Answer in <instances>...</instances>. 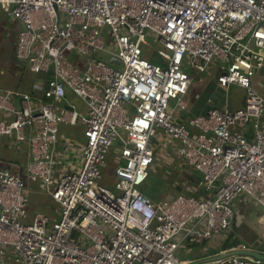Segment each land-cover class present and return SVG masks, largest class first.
Masks as SVG:
<instances>
[{
    "label": "built area",
    "instance_id": "1",
    "mask_svg": "<svg viewBox=\"0 0 264 264\" xmlns=\"http://www.w3.org/2000/svg\"><path fill=\"white\" fill-rule=\"evenodd\" d=\"M0 8L20 23L16 59L41 78L0 93V144L27 147L23 175L59 207L57 220L40 213L29 221L23 178L0 167V264H194L181 250L225 235L237 199L264 210V97L252 87L264 67V0H0ZM148 34L165 66L143 58ZM212 73L226 91L245 89V107L181 123L190 86ZM79 123L86 141L80 167L69 171L72 147L60 143V127ZM160 133L203 196L155 203L139 190ZM117 146L111 190L101 181Z\"/></svg>",
    "mask_w": 264,
    "mask_h": 264
},
{
    "label": "crops",
    "instance_id": "2",
    "mask_svg": "<svg viewBox=\"0 0 264 264\" xmlns=\"http://www.w3.org/2000/svg\"><path fill=\"white\" fill-rule=\"evenodd\" d=\"M159 58L163 60L161 57ZM155 64L160 65L158 63H155ZM163 66H165V61H164ZM263 70H264V67L260 70H257L256 73L257 72L258 74L260 72L262 73ZM259 75H261L260 78L252 81V87L256 92H258L260 95L264 97V74H259ZM202 77H203L202 81L196 80L193 82V84L190 86L188 94L185 96V101L187 104L186 111L183 114L178 115L179 121L181 123L186 124L188 123V120L193 117L206 115L207 112L214 107L232 108V109H241L245 107V98L240 102H234L232 99L227 98V96L226 98L222 97L221 94L226 90L218 85L216 74L214 73L208 74V75L204 74ZM37 79L39 80L41 78L36 77L35 80L38 81ZM24 86H25L24 88L26 89L28 85H24ZM71 96H73L72 93L68 91L67 99L71 105H74L70 100ZM78 112L81 115H86L87 109L85 107H83L82 109L78 108ZM62 125H65L67 127L80 126L81 128V132L77 133L76 136H73V135L67 136L63 133L61 134V127H60V134H59L60 143L62 144L69 143L72 147V151L69 153V156H68L67 165H68L69 171L70 170L75 171L80 167V161L78 160V156H79L78 154H80L79 148L85 145V142H83L82 144L80 139H78V137L83 136L82 140L86 141L85 135H84L86 127L82 123H79L75 126H70L67 124H62ZM245 134L247 137L251 138L252 137L251 129L248 128ZM162 140H163V137L160 133L159 136H157L154 139V142L157 143L158 145L157 147H161L159 143ZM7 149H8L7 142L0 144V167H7V168H10V170L12 171L11 169V167L13 166L12 164H14L15 161H19L20 162L19 166H21L20 167L21 170L19 171L21 173L19 175L23 178L24 176L23 172L28 162L27 147L22 146L20 149L18 148L19 154H20L19 158L21 160L12 159L13 156L9 154V151ZM158 152L165 153L164 156H162V159H164L167 162V166H161L162 169L170 173H177V177L175 178L173 182L175 184L174 186L175 190L171 193H168L167 196H165L162 200L158 202L156 201L155 203H160L163 200H166L170 197H175L178 194H185V195L193 194L195 196H200V197L203 196L204 192L201 188H199L198 183H197V178H198L197 174L194 173L192 170L186 169L182 166V163L180 162L179 158L177 157V153L175 152V147L170 146L167 148H163V151L162 150L157 151V153ZM114 155L117 160V156L115 153ZM112 184L115 189L113 177H112ZM114 189H111V190H114ZM57 209L53 210L54 214L56 215H57L56 213ZM234 209L236 213V218L230 230L225 235L213 238L208 241H204L201 244L193 245L191 247L192 251L190 253H188L185 249H182L181 250L182 257H186L187 255H190V256L194 255L195 258H192L189 260L194 261L195 262L194 264H199V263L202 264L203 262L209 260L210 258H213L225 251H229V250L236 249V248H241L242 246H245L248 250H253L255 252L264 254V224L259 223L260 222L259 216L264 212V210L259 205L249 200H246L244 198H239L235 201ZM56 215H52L53 217L51 215H48V216H50L51 218H55V220H57L58 215L57 216ZM228 237L231 239H234V241L228 240ZM236 238L241 240V243L239 241L235 242ZM226 242H229L228 244L229 249L222 250L221 248ZM183 260H187V259L185 258Z\"/></svg>",
    "mask_w": 264,
    "mask_h": 264
},
{
    "label": "rangeland",
    "instance_id": "3",
    "mask_svg": "<svg viewBox=\"0 0 264 264\" xmlns=\"http://www.w3.org/2000/svg\"><path fill=\"white\" fill-rule=\"evenodd\" d=\"M19 25L20 23L17 20H13L12 18H10L9 15L0 8V93L8 92L13 89H20L23 88L24 85L29 86L37 83V81L35 80V75L29 71L28 67L25 64L17 60L15 57V45L17 42ZM146 42L147 43L142 46L143 58L147 59L151 63H158L163 66L164 61L161 60L157 55V52L163 49L161 43L151 34L147 35ZM71 56H73V54H71ZM71 56L69 58H71ZM259 74H264V70ZM259 74L258 72L255 73L252 81L260 78L261 75ZM221 95L223 98H226L227 96V98L232 99L234 102H240L246 97V91L239 86H231L228 92L224 91ZM70 100L78 108H86L85 104L75 95L71 96ZM80 132V126H61V134L63 133L67 136H76L77 133ZM82 137L83 136H79L78 139H80L81 143L83 144V142L85 141L82 140ZM153 144L156 146L157 151H163L162 146L157 147L158 145L154 141ZM116 149L118 150V146L115 148V150L114 148H112L111 152L106 158V166L105 168H103V181L101 182V185L109 187L111 189H114L112 184V177L114 178L115 167L117 164L116 157L114 155ZM7 150L9 151V154L13 156L12 159L21 160L19 158V149L9 148L8 146ZM164 154V152H158L157 161L149 170V178L142 186L139 187V190L143 194L151 198L153 202L162 200L165 196H167L168 193H171L175 190V184L173 182L177 177V173H170L162 169L161 166H167V162L162 159V156H164ZM12 165L13 166L11 167V169L12 171L14 169L13 172L18 173L21 170L19 161H15V163ZM20 173L21 172H19L18 174ZM23 180L25 182L26 194L29 201V221L32 222V219L38 213H44L45 215L51 216L56 215L54 214L53 210L59 208L58 205L51 198L45 195L36 184L31 183L26 175L23 176ZM232 240L234 241V239ZM236 241H239L241 243V240L237 238L235 242ZM179 257L181 260L185 258L187 260L195 258L194 255H187L186 257H182L181 252L179 254Z\"/></svg>",
    "mask_w": 264,
    "mask_h": 264
},
{
    "label": "water",
    "instance_id": "4",
    "mask_svg": "<svg viewBox=\"0 0 264 264\" xmlns=\"http://www.w3.org/2000/svg\"><path fill=\"white\" fill-rule=\"evenodd\" d=\"M229 109H232V108H229ZM232 255H247V256H251V257L257 258V259H259L261 261H264V254H261L259 252H255L253 250L226 252V253L220 254L218 256H215L213 258H210L207 261L213 262V261H216V260H219V259H223V258L232 256Z\"/></svg>",
    "mask_w": 264,
    "mask_h": 264
},
{
    "label": "trees",
    "instance_id": "5",
    "mask_svg": "<svg viewBox=\"0 0 264 264\" xmlns=\"http://www.w3.org/2000/svg\"><path fill=\"white\" fill-rule=\"evenodd\" d=\"M228 240H232V239L228 237ZM228 244H229V242H226V243H225V244L222 246V248H221V249H222V250L229 249V248H228V247H229V245H228Z\"/></svg>",
    "mask_w": 264,
    "mask_h": 264
}]
</instances>
